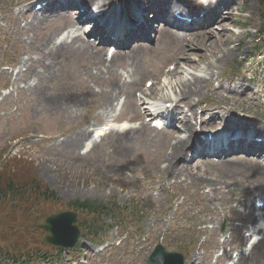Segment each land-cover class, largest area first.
Instances as JSON below:
<instances>
[{
  "label": "rangeland",
  "instance_id": "obj_1",
  "mask_svg": "<svg viewBox=\"0 0 264 264\" xmlns=\"http://www.w3.org/2000/svg\"><path fill=\"white\" fill-rule=\"evenodd\" d=\"M247 1L250 5V11L244 12L243 15H246L248 21L252 20L251 27L247 28L249 32L248 37H246V40H250L257 34L258 27L254 22L256 14L254 0ZM22 4H25V0H0V84L4 81H13V85L16 83V92L0 95V161L2 155L7 159L14 153L25 152L26 155L36 158L30 163L33 173L29 174L25 169L20 168L17 174L19 179L27 181L29 178H34L52 188L62 199H75L87 195L103 196L105 197L103 200L109 201L105 194L110 192V197L117 201L115 208L124 206L126 209L130 207L131 210H135L133 204L137 198L128 196L146 188V186L139 187L140 185H136L135 182L139 179V173L143 171V164L152 160L154 154L141 153L136 150L140 146L138 140L124 138L116 141L107 138L101 141L102 144L91 150L88 154L90 157L84 160H81L76 152H71L69 157L64 151L55 149L57 140L62 138L63 134L56 133V129L53 131L42 130L53 125L52 120H55L56 116L62 117L68 124L73 123L74 129H89V119L85 121V112L89 106L87 99L91 92L85 84L83 76L86 66L91 61L76 55L77 52L73 51L63 55H52V42H47V37H45L47 30H41V25H38L40 29L36 30L33 36H29L30 31L27 32L24 29L19 31L16 12L21 10ZM239 8L242 6L239 5ZM231 29L233 30L234 27L231 26ZM26 34L29 39L25 41L22 35L25 36ZM246 42L248 45L249 42ZM147 45L152 47L154 41H150ZM28 58H30L29 68L24 72L25 67L22 66V63ZM31 60L36 61V63ZM146 62V67L157 64L156 59L152 57H148ZM6 63L14 64L15 68H7ZM32 65L35 66L36 72ZM200 66H203V63ZM189 69L190 73L194 74L200 71L199 69ZM34 72L35 74H33ZM27 79H35L38 86L27 85ZM217 88L218 85L208 86L209 91L206 95H201V101L209 100L208 97L216 93L213 90ZM154 93V97L158 96L160 89ZM66 110L70 113L67 114ZM239 115L240 113L233 112L234 117H239ZM126 119V115L121 113L119 120ZM57 129H63V125H59ZM64 132L67 131L64 130ZM41 134L47 135L45 141L38 140L37 136ZM151 136L153 137V134H150ZM47 137H50L49 140ZM164 148L163 145L156 146V151L162 150L161 155L155 162L148 163L150 169H157L161 164H166L165 161H159L165 156L166 149ZM79 152H82V148L79 149ZM11 159L15 158L11 157ZM180 162V160L177 162V166ZM17 163L21 166L25 165L24 161L21 160L15 163L10 162L12 165ZM238 166L243 165H219L209 168V170L225 180L230 171L234 170L233 175L243 173V170ZM200 169L204 170L202 167ZM133 172L134 177L127 175ZM243 175L253 177L251 172H244ZM212 179H215V176H212ZM142 196L145 200L150 201L148 211L141 219V223L148 226V231L151 230L147 241L145 240L146 235L142 236L137 233V236H132L131 245H128L131 248L122 257H115L117 256L116 253L112 252L101 256L100 261H98L99 254L96 257H91L88 264H101L103 258H105L106 264H137V251L140 250L142 253L146 248L143 245L146 243L151 248L156 237L162 235V226L160 222L154 220V217L160 214V209L165 206L166 191L160 192L159 189L154 188L149 191V194L147 192ZM41 213L38 212L33 216V219L37 220ZM2 217L3 215L0 213V220ZM19 228L24 230L23 227ZM25 228V232H27L28 228ZM181 236L180 234L170 237H173V243L179 240L182 247L188 245L189 239ZM38 237H40L39 232H30V238L33 241H36ZM7 238L11 237L8 236ZM3 242L6 245L9 244L7 241ZM134 243L136 246L132 247Z\"/></svg>",
  "mask_w": 264,
  "mask_h": 264
},
{
  "label": "bare ground",
  "instance_id": "obj_2",
  "mask_svg": "<svg viewBox=\"0 0 264 264\" xmlns=\"http://www.w3.org/2000/svg\"><path fill=\"white\" fill-rule=\"evenodd\" d=\"M100 0H55L51 1L47 6L49 10V14L56 13L58 15V21L74 25L75 22L69 18L66 12H63V9L68 6H72L74 8H77L78 6L83 7V10L80 11L79 18L81 19L82 16L86 15L87 13V5L93 4L96 10L99 11V13L104 12V10L109 6L108 1L104 0L102 3L99 2ZM197 5H199V8H193L190 5L186 6L185 10V16H180V18L173 15L170 11H165V18H164V28L163 33H167L173 40L180 41L182 51H184V48L186 46L193 47L195 49H199L202 54H205L207 50L211 49V46H214L215 48H212V53L219 54L217 57L218 61H221L225 56V41L229 39V34H227V24L226 23H218L219 30H216L214 28V23L217 21H222L225 18H228L230 22H234V19L232 18V5L227 0H204L203 3L197 2ZM224 6L225 10L227 11L226 15H223L220 10V7ZM133 11V10H132ZM29 12V11H28ZM32 16L33 14L29 12ZM143 10L141 7L135 9V20H139L140 18H144L143 16ZM88 17V16H87ZM183 17H190L192 20L191 22H186L183 19ZM34 18V15H33ZM39 21L41 22L43 18L38 17ZM37 24L36 23H28L25 22L24 26H33ZM101 27L104 28L105 35L101 39L102 44H106L108 42L115 43L118 42V40H123L127 36L128 31V25L127 23L121 18V16L116 17V12L114 11L110 18L103 21L100 24ZM175 26V30H172L171 28ZM180 26V27H179ZM184 27L187 31H185ZM59 26H56L49 34V37L56 35L57 30ZM98 29V27H97ZM98 33V32H97ZM136 33H139L136 31ZM99 34V33H98ZM120 35H123L121 37L122 39H118ZM223 38V39H222ZM50 41V40H49ZM122 42V41H121ZM120 42V43H121ZM81 47L86 51L87 47L89 46L88 42H84L79 39L78 35L75 33L74 35L70 36L69 40H63L59 41L58 43H53L51 47V51L53 52H61L66 53L68 50H71L70 48H78ZM140 51V48H134L133 50H129L126 52V58L129 65V68L126 72H128L131 76L139 74L140 71L138 70L136 66V53ZM102 52V49L100 48L97 50V54L100 55ZM183 57H188L187 54L183 53ZM186 64L189 68H192V60L186 59ZM183 74H181L178 78H174L173 80H168L167 84L165 85L166 93L162 94L161 98L168 97L170 100H174L177 97L186 98L189 96V94L192 91H199L202 88L203 80L202 76H196L194 74L188 73V70L185 69V71H182ZM112 77H115L117 79V83L113 84L110 92L102 98L100 101V108L102 110H107L108 108H111L112 100L116 97L117 94L121 93L126 95L127 99L129 100V105L131 104L132 100L130 99L131 91L134 87V84L132 82H119V74L112 69L111 71ZM158 76V75H156ZM110 77V76H109ZM157 78V77H156ZM160 85V82H159ZM203 110L207 111L209 115V119H212L215 117L216 113L213 112V107L206 106L203 108ZM175 111V110H173ZM180 129L185 131L189 129V126L187 124H182L180 126ZM227 131V130H226ZM225 131V133H226ZM136 132V131H134ZM83 131H78L74 134H72L69 139L64 141V145L71 146L76 143L77 140H79L83 136ZM226 135V134H225ZM230 135V134H229ZM232 139V134H231ZM242 139H240L241 141ZM185 142V138H175V142L172 145V149H170V153L167 154L165 157L166 161V167L165 172H167L169 169H171L170 163L173 162L174 155L179 154V150L183 147V144ZM235 143H238V139L229 140L226 139L225 143H219L214 142L212 144L208 143L206 145H203L198 150L193 149V152H198L200 155L208 154L211 151L219 152L221 154H225L227 152H230L235 145ZM238 146H245L243 143H238ZM249 145L254 146V143H250ZM255 153H259L261 156H264V148H259L255 151ZM207 160H204L203 163H207ZM259 186H256V190L263 192L264 191V183H258ZM221 186H214L212 188L213 195L217 198L219 196V200L222 201L226 206V209L229 212L230 217H238L242 218L243 214L238 213L235 211L232 206H230V200L223 198L221 194ZM231 192V191H229ZM203 197V195H202ZM204 198V197H203ZM250 211L247 212L249 214ZM235 231L238 230V228H234ZM258 232H261L259 230ZM261 240V241H260ZM257 249V256L259 260H264V236L259 239V241L252 247L249 254L251 255L254 253V250ZM242 259L243 261H248V257L240 256L239 260ZM172 260L171 256L162 255L160 257H154L151 260V264H158L162 261H170Z\"/></svg>",
  "mask_w": 264,
  "mask_h": 264
}]
</instances>
